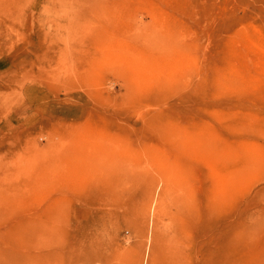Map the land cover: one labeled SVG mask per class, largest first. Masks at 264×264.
<instances>
[{"label": "rangeland", "instance_id": "rangeland-1", "mask_svg": "<svg viewBox=\"0 0 264 264\" xmlns=\"http://www.w3.org/2000/svg\"><path fill=\"white\" fill-rule=\"evenodd\" d=\"M0 230L17 264H264V0H0Z\"/></svg>", "mask_w": 264, "mask_h": 264}, {"label": "bare ground", "instance_id": "bare-ground-1", "mask_svg": "<svg viewBox=\"0 0 264 264\" xmlns=\"http://www.w3.org/2000/svg\"><path fill=\"white\" fill-rule=\"evenodd\" d=\"M17 253L15 238L0 230V264H17Z\"/></svg>", "mask_w": 264, "mask_h": 264}]
</instances>
